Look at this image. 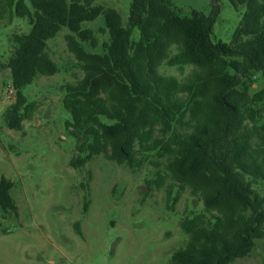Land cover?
Instances as JSON below:
<instances>
[{
	"label": "trees",
	"instance_id": "trees-1",
	"mask_svg": "<svg viewBox=\"0 0 264 264\" xmlns=\"http://www.w3.org/2000/svg\"><path fill=\"white\" fill-rule=\"evenodd\" d=\"M97 1L0 0V24L25 18L31 26L13 36L6 66L16 101L6 126L21 131L31 118L36 105L24 89L38 75L59 73L48 42L67 28L68 49L84 73L62 86L79 153L71 166L103 156L136 171L160 160L158 188L170 178L178 184L174 204L189 190L204 205L182 218L188 241L169 264L249 257L264 239V90L250 92L255 74L264 77V0H228L236 9L246 6L231 43L212 39L221 0H211L210 15H183L171 0H132L126 23ZM100 17L105 25L98 32L84 28ZM98 35L109 40L101 44ZM163 65L192 71L180 80L163 74ZM13 187L0 177V210L18 214Z\"/></svg>",
	"mask_w": 264,
	"mask_h": 264
},
{
	"label": "rangeland",
	"instance_id": "rangeland-1",
	"mask_svg": "<svg viewBox=\"0 0 264 264\" xmlns=\"http://www.w3.org/2000/svg\"><path fill=\"white\" fill-rule=\"evenodd\" d=\"M131 2L98 0L96 4L116 9L126 23ZM171 2L183 15L212 11L211 0ZM219 6L212 39L231 43L246 6L236 9L228 0H221ZM104 25L100 17L84 28L98 32ZM30 29L25 18L0 24V64L4 65L0 66V177L14 183L12 196L18 207V214L0 210V264H169L188 241L180 226L182 218L203 212L204 205L189 190L181 191L174 204L178 184L166 177L158 188L155 181L165 169L156 158L136 171L103 156L81 169L71 166L79 153L67 128L72 119L63 104L62 86L77 82L84 73L68 49L67 28L48 42L59 73L38 75L24 89L36 105L31 118L21 131L6 126L4 115L16 101L6 66L15 49L13 36ZM98 36L101 44L109 40L108 35ZM95 52H102V46ZM160 71L184 80L192 68L163 65ZM261 90L264 77L256 73L250 92ZM233 264H264V239L256 242L249 257Z\"/></svg>",
	"mask_w": 264,
	"mask_h": 264
},
{
	"label": "water",
	"instance_id": "water-1",
	"mask_svg": "<svg viewBox=\"0 0 264 264\" xmlns=\"http://www.w3.org/2000/svg\"><path fill=\"white\" fill-rule=\"evenodd\" d=\"M11 70V69H10ZM143 192L145 191V187L143 188V190H142Z\"/></svg>",
	"mask_w": 264,
	"mask_h": 264
},
{
	"label": "built area",
	"instance_id": "built-area-1",
	"mask_svg": "<svg viewBox=\"0 0 264 264\" xmlns=\"http://www.w3.org/2000/svg\"><path fill=\"white\" fill-rule=\"evenodd\" d=\"M15 90V89H14ZM15 92H16V90H15Z\"/></svg>",
	"mask_w": 264,
	"mask_h": 264
}]
</instances>
